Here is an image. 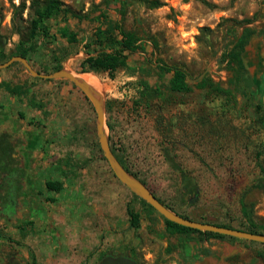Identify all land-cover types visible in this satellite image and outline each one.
<instances>
[{
	"label": "rangeland",
	"instance_id": "obj_1",
	"mask_svg": "<svg viewBox=\"0 0 264 264\" xmlns=\"http://www.w3.org/2000/svg\"><path fill=\"white\" fill-rule=\"evenodd\" d=\"M23 1L29 5V0H0V33L6 37L8 55L22 39L11 19L13 4ZM62 1L80 15L96 11L95 6L103 3ZM163 1L164 6L149 9L138 0H112L107 16L118 23L120 10H125V29L154 38L158 48L150 59L157 57L185 69L193 80L191 92L165 91L151 104L137 107L130 85L133 78L124 70L113 79L107 73L84 70L88 57L84 45L98 26L97 13L82 20L71 18L66 24L51 21L56 28L69 27L79 41L70 45L60 38L41 40L38 53L31 56L33 69L52 74L53 67L61 64L62 69L92 80V88L101 93L115 157L174 211L197 222L247 228L241 212L244 201L253 207L255 230L264 233V174L257 159L261 153L264 168V120L260 118L264 115V51L253 45L246 54L253 76L252 98L246 90L234 88L230 73L219 65L225 44L221 25L228 19L245 21L264 14V0H207L214 8L199 0ZM28 18L26 10L20 28L28 25ZM152 51L148 44L147 52ZM147 59L139 52L130 55L129 65L149 69ZM9 60L0 59V65ZM14 63L0 69V127L29 129L28 138L23 136L19 142L25 145L27 139L22 158L30 163L41 153L49 166L37 169L41 173L40 183L33 184L37 194L21 192V200L7 199L0 206V263L15 257L24 264H97L106 251L114 249L130 252L139 264H190L205 258L219 260L233 249L235 258L227 257L232 264H264V245L256 242L192 234V244L182 247L180 235L169 234L161 215L114 176L99 144L94 106L85 94L69 80L34 77L23 64ZM206 73L231 89L234 99L216 97L200 87L197 80ZM3 82L23 85L25 93L10 94L1 86ZM259 104L262 110H257ZM166 154L181 172L170 166ZM18 170L25 187L29 167L6 171L0 179L11 181ZM48 181L60 183L61 190L47 188ZM186 182L197 193L183 192ZM128 207L140 215L139 228L131 227Z\"/></svg>",
	"mask_w": 264,
	"mask_h": 264
},
{
	"label": "trees",
	"instance_id": "obj_2",
	"mask_svg": "<svg viewBox=\"0 0 264 264\" xmlns=\"http://www.w3.org/2000/svg\"><path fill=\"white\" fill-rule=\"evenodd\" d=\"M111 1L112 0H103V3L95 6L97 9L96 11L91 10L84 15H80L62 0H29V5H27V2L24 1L19 5L13 4L11 21L14 29L20 34L22 39L16 45L13 53L8 55L5 53V48L7 45L6 37L0 33V59L9 60L12 57L20 56L27 59V61L33 67L31 56L33 53L37 52L38 43L41 40L46 39L55 41L60 38L66 40L70 45L77 44L79 41L77 33L62 24H66L71 18L82 20L93 13H97L95 17L99 19L98 26L95 30L93 38L84 45L88 55V57L83 62L84 70L87 69V71H93L95 73H107L112 79L119 70H124L129 78H133V81L130 82V85L133 86L135 92L133 104L137 107L151 104L154 100L163 96L165 91L180 94L191 92V79L185 69L177 65H169L157 57L153 61L150 59L153 52H156L158 48L157 42L154 38H145L144 36L139 35V33L136 31H127L125 29V10H120V22L116 23L114 21H110L109 17L107 16V10L109 9ZM138 1L143 3L149 9H157L165 5L163 0ZM199 1L211 8H214L215 6L209 3L207 0ZM26 10H28L29 17L27 20L28 25L26 27L20 28V26H22L20 21L23 20V14ZM59 19L61 20L62 24L59 23L60 25H58L59 27L57 28V24L52 25L50 23L51 21L56 22ZM221 26L225 28L223 36L225 44L219 58V65L221 68H224V70L230 73V77L234 80V88H238L242 91L246 90L252 98L254 96L252 90L254 86L253 76L246 64V54L249 50V47L253 45H257L261 48V51H264V14H256L253 19H247L245 21H235L228 19L225 20ZM148 44H151L153 47V51L151 53L147 52ZM92 46L94 47L91 51L90 49ZM92 52H95V54H92ZM139 52L145 54L148 58L147 60L150 63L149 69H141L137 66L129 65L130 55H135ZM260 68L262 69V67ZM53 69L54 72L62 70V65L56 64ZM154 70L156 71V74ZM39 72L41 71L39 70ZM197 84L202 88L209 89L210 92H212V94H214L216 97H223L229 101L234 99L235 95L231 89L224 87L223 85H218L207 73L203 75L202 79L197 80ZM1 86L8 93L13 95L25 93V88L23 85L11 86L8 83L3 82ZM256 108L257 110H262V105L259 104L256 106ZM260 118L263 121L264 115H261ZM13 140L14 135L11 133H6L0 137V176L6 171L12 172L16 170V168L11 164H13L14 154L19 148V143H15ZM166 156L170 166L174 170L181 172L180 167L174 162L173 158L169 154H166ZM261 156L262 154L258 153L257 159L261 171L264 174V168L260 163ZM125 169L128 170L127 167ZM182 176H185L184 173H182ZM47 187L50 190L59 192L62 186L58 182H48ZM183 192L197 193V188L192 183L186 182L184 184ZM158 200L168 209L180 215L181 217L192 220L191 218L174 211L160 199ZM142 202L152 211H155L144 200H142ZM241 212L247 221V228H234L217 223L209 224L245 231L248 233L264 235L263 232L255 230L258 226L253 219V207L244 201H241ZM128 214L131 220V227L139 228L140 215L131 207H128ZM161 217L163 218L170 235H180V243L182 247L187 248L188 245L192 244V241H190L189 238L192 234L221 241H233L237 239L217 233L202 232L199 230L190 229L173 223L165 219L163 216ZM262 228H264V226H262ZM2 237L3 235L0 233V239ZM171 251L172 249L168 250V252ZM209 256L210 253L207 252L206 257ZM196 262L199 261H189L190 264Z\"/></svg>",
	"mask_w": 264,
	"mask_h": 264
},
{
	"label": "water",
	"instance_id": "obj_3",
	"mask_svg": "<svg viewBox=\"0 0 264 264\" xmlns=\"http://www.w3.org/2000/svg\"><path fill=\"white\" fill-rule=\"evenodd\" d=\"M14 62H19L23 64L27 68V70L31 73V75H33L34 77H38L46 80H59V79L69 80L85 94L87 99L91 101V103L94 106L97 115V134H98L99 144L103 152V155L109 164V167L114 173V176L123 185H125L128 189H130L135 195H137L138 197L143 199L146 203H148L157 213H159L165 219L190 229H195L202 232L217 233L245 241L264 244L263 234H253V233L221 227L209 223H202V222L185 219L180 215L176 214L175 212L171 211L170 209H168L138 178L130 174L122 166L119 160L115 157L112 148L110 146L109 137L106 133V127H107L106 116H105V109L101 96H100V100H98L94 96L92 90L89 87H87L86 84H84L78 78H76L73 72L69 70L62 69L52 74H42L34 70L31 64L27 61V59L20 56L12 57L8 62L1 64L0 69L7 68ZM209 69L210 68H208L207 71H209ZM202 77L203 75L199 79H202ZM233 252H234L233 249H231L230 251L228 250V252L224 253L222 258H219V260H215L212 258H205L204 260L196 262L194 264H227L225 262V258L228 257ZM10 264H24V263L19 259H13ZM99 264H137V262L131 260L129 258V255L113 257L112 254L109 253V255L105 257Z\"/></svg>",
	"mask_w": 264,
	"mask_h": 264
},
{
	"label": "crops",
	"instance_id": "obj_4",
	"mask_svg": "<svg viewBox=\"0 0 264 264\" xmlns=\"http://www.w3.org/2000/svg\"><path fill=\"white\" fill-rule=\"evenodd\" d=\"M3 98H8V97H3ZM6 133H11L12 135L18 136V138L15 137V139L13 140L15 143H19L21 141V143L24 141V139L22 138L23 136H25L26 138H28V133H29V129H25L22 128L19 131H17L16 129H7V128H1L0 127V137H2L4 134ZM26 140V144L25 145H21V143H19V148L16 150L15 154H14V159L13 162H15V165L13 167L15 168H20L24 169V168H31V175L30 178L28 177L26 180L27 182L25 183V187L24 185H21V182H25L24 181V177L22 176V174L19 172V175L14 177L11 181L10 180H6L5 178L0 179V206L3 207L5 205V202L7 199H19L21 200V195L20 193H25L26 196L29 192H31V194L34 196L35 193L37 194L39 191H37L36 189H34L36 192L33 191V184L35 183V181H37L38 183H40L39 181V177H41V173L37 171V169H40L43 167L44 168H48L49 164H47V161H43V154L38 153V155H36V157L34 156L35 159H31L30 163L29 161L26 159L24 161V158H22L24 156V152L22 150L23 146L27 145V139ZM40 143V142H39ZM41 147V146H40ZM16 154H21L19 159H17L15 156ZM3 175L5 176L6 174L3 173ZM23 178V179H22ZM50 182V181H48ZM47 182V183H48ZM47 183H46V187H47ZM30 186V191H29V187ZM26 188V190H24ZM48 188V187H47ZM24 190V191H22ZM28 191V193H27ZM20 204V202H19ZM21 208V205L20 207ZM8 210H12L11 206L8 208Z\"/></svg>",
	"mask_w": 264,
	"mask_h": 264
},
{
	"label": "flooded vegetation",
	"instance_id": "obj_5",
	"mask_svg": "<svg viewBox=\"0 0 264 264\" xmlns=\"http://www.w3.org/2000/svg\"><path fill=\"white\" fill-rule=\"evenodd\" d=\"M109 253H111L112 254V256L113 257H120V256H127V255H129V258L131 259V260H133V261H135V262H137V264H139L138 263V261H137V259L130 253V252H127V251H114V249H112V250H108V251H106V253L104 254V256L101 258V260L97 263V264H99L105 257H107L108 255H109ZM234 254V253H233ZM235 256L236 255H233L232 256V254L231 255H229L228 256V259L230 258H235ZM13 259H18V258H15V257H9V258H6L5 260H3L1 263L2 264H10L11 262H12V260ZM227 259V257L225 258V262L227 263V264H232V262H230L229 260ZM233 264H234V262H233Z\"/></svg>",
	"mask_w": 264,
	"mask_h": 264
},
{
	"label": "bare ground",
	"instance_id": "obj_6",
	"mask_svg": "<svg viewBox=\"0 0 264 264\" xmlns=\"http://www.w3.org/2000/svg\"><path fill=\"white\" fill-rule=\"evenodd\" d=\"M72 72H73V71H72ZM73 74H74V76H75L76 78H78L81 82H83L84 84H86V86L89 87V88L92 90L94 96H95L98 100H100L101 93H97V92L92 88V86L90 85V81H92V80H91L88 76H86V75H84V74H76V73H74V72H73Z\"/></svg>",
	"mask_w": 264,
	"mask_h": 264
}]
</instances>
